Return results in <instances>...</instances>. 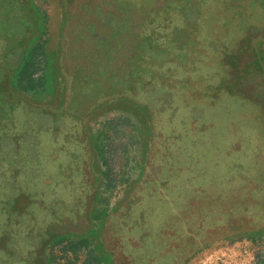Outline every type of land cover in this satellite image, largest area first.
<instances>
[{
	"label": "flooded vegetation",
	"instance_id": "af4514ba",
	"mask_svg": "<svg viewBox=\"0 0 264 264\" xmlns=\"http://www.w3.org/2000/svg\"><path fill=\"white\" fill-rule=\"evenodd\" d=\"M57 4L61 14L60 27L51 57H57V68L66 91L55 110L57 113L42 118L32 111L34 106L21 97V90L12 82L20 50L28 45L30 49V44L35 42L33 33L38 25L35 27V22L33 24L32 14L38 8L32 0H0V138L2 131L7 137L11 135L8 147L17 167H22L21 171L25 172L28 180L15 199L20 215L16 224L22 223L26 217L30 223L27 241L31 243L33 240V245L27 249L16 246L15 257L12 258L20 261L19 264H36L53 245L48 242L52 236L67 235L65 240L71 235L78 236V245L83 244L88 236L92 239L93 233L87 228V222L90 212L94 211L93 180L91 183L87 142L81 125V118L90 106L111 96L128 94L145 109L148 107L154 146L158 150L154 156L161 158L160 165L165 160L171 161L163 159V137L168 143L171 137L177 140L175 144L169 143L173 145L171 149H178L177 152L197 146L192 143L196 137L237 140L244 150L251 146L255 151L260 150V141L264 140V50L260 48L264 43V0H57ZM119 19L124 25L116 29L115 22ZM132 24L140 26H135L132 31ZM178 27L182 28L181 32ZM142 30L146 37L136 36ZM118 33L120 44L116 42ZM47 61L48 58L45 62L49 66L44 62L41 76L52 69V62ZM202 62L203 67L212 64L215 76L222 77L221 85L218 82L214 84L220 85L221 92L212 97V89L201 91L197 88L203 85L198 84L194 88L197 93H185L187 98L178 97L179 93L175 91L180 90V83L188 87L193 80L188 68ZM172 66L187 69L179 79V73H174ZM198 82L202 84L201 78ZM176 96L179 102H169L176 100ZM218 104L221 107L218 117L206 119L198 115L208 108L214 110ZM19 108L24 110L22 117L16 113ZM163 108L166 109L164 115ZM180 111H189L185 122L178 116ZM38 118L45 119L44 126ZM11 119L16 123L9 125L13 129L8 130L4 120L10 122ZM47 122L54 123L52 130L56 131L53 136L57 144L45 147L40 156L44 159V155L50 161L53 154L59 153L60 147L65 148V158L52 165V171H62L64 177L54 183L47 178L48 175L46 177L48 171L40 169L42 178H46L42 184L53 183L54 190H61L39 197L34 188L40 179L34 176L37 158L33 154L37 146L33 136L42 130L46 135ZM209 124H214V130H207ZM191 126L198 130L194 131L189 128ZM64 139H74L75 144H66L65 141L59 144ZM18 144L22 150L17 149ZM74 149L80 151L73 152ZM17 151L21 152L20 158ZM52 159H57V155ZM53 197L67 203L62 212L53 208L50 202ZM177 199L176 195L167 202L165 219L177 215ZM33 205L43 210L38 213L39 220ZM159 216L157 214L153 218L157 220ZM114 229L117 230L116 227ZM154 232L156 236L151 251L156 254L137 251L139 248L134 252L130 247L137 246L136 242L130 244L124 238L111 234L107 245L111 264H181L186 247H174L177 241L176 236L171 237L174 231L166 229L160 233L155 228ZM202 234H193L191 240L197 243ZM8 248L7 244L1 245L0 252H12Z\"/></svg>",
	"mask_w": 264,
	"mask_h": 264
},
{
	"label": "rangeland",
	"instance_id": "374dc122",
	"mask_svg": "<svg viewBox=\"0 0 264 264\" xmlns=\"http://www.w3.org/2000/svg\"><path fill=\"white\" fill-rule=\"evenodd\" d=\"M32 3L38 8L37 11L32 14L35 27L38 24L42 25V27L37 28L33 33L35 37L34 40L36 43L42 45L45 52L44 56L39 55L35 57L37 58V66L39 67L35 76L38 77L46 58H48L49 61L52 60V64L56 67L57 57H51V55H53L52 51H54L58 40L57 30L60 27L61 14L58 9L57 0H32ZM263 47L264 43L261 44L260 48L263 49ZM203 63L204 62L197 63L190 66L191 68H188L189 74L192 76L193 80L188 87L180 83V90L175 91L179 93V95H177L178 97H184L185 93H197V89L211 90L215 87L214 84L218 82L220 76H215V71H212L214 68L212 64L203 67L201 65ZM172 68L174 69V73H179L177 75L178 78H181L185 73L184 71L187 69L182 70L174 66H172ZM200 78L202 84L198 82ZM52 80L53 77L47 80L46 83V87L50 89H52L50 84H54V90L51 92L43 90L42 92H33L31 94H20L23 99L34 106L32 107V111L42 118H48L47 114L52 115L53 113H57L55 110L59 107V103L63 99L66 91L64 80L58 71L56 72V78ZM198 84L203 86L194 89ZM38 90L40 91V89ZM177 96L176 100H169V102L173 104L179 102ZM96 104L97 105L90 106L81 118V125L87 142V166L92 177L91 183L93 180V186L91 184V187L94 192V211L92 210L90 212V217L87 222V228H90V232L93 233V236L92 239L89 236L84 239L85 241H83L82 245H78L80 239L78 236L74 235L69 236L66 240L57 244L50 245L48 248L49 250H47L43 257L47 264H86L87 260L93 257V255L101 259L102 250L98 249L97 245H102V249H104L103 247L105 246L107 249L104 234L108 229V215L114 212L115 209L120 208L123 201H125L132 189L138 185L142 178L146 179L151 174H156L159 168L158 164L162 162L161 158L154 156L156 146H154L153 123L148 107L145 109L144 106H141L142 104L140 102L133 100V97H130L128 94L118 95L116 97L111 96ZM198 106L200 105H197V107ZM217 106L219 107L214 110L209 108L205 109L206 111L202 110L198 115L200 117L204 116L206 119L218 117L221 107L219 104ZM199 108L204 109L202 107ZM44 110L46 111L44 112ZM23 112L24 110L22 111V109L19 108L16 113L22 117ZM165 112L166 109L163 108L162 114L164 115ZM188 113H184V111L178 113L182 122L186 121ZM38 119L42 126H44L45 119L44 121H42L41 118ZM4 123L5 125H11L12 123H16V121L12 120L9 122V120H4ZM45 125L48 129L46 135L43 133L44 130H42L39 133L36 132V136L35 134L33 136V141H36L35 144L38 149H36V153L33 154V156L37 158V168L35 169L34 176L40 179L35 182L34 188L37 193L36 196L39 197L50 196L56 191L61 190H54L53 183L44 186L43 184H45L46 178H42L39 171L40 169L48 171L46 177L48 175L47 178L53 180L54 183L63 180L64 175L62 176V171L58 173L53 172L52 165L54 166L61 163V159L63 157L65 158L66 155V149L60 147L59 153L52 155V157L57 155V159H52L51 157L49 161L44 155V159L40 156V153L43 154V152H45V147H54L57 144V139L53 136V133L56 131L52 130L54 123L47 122ZM165 127L167 128V126ZM162 136L165 135L162 134ZM164 138L165 137H163V141L165 142ZM168 138L169 137L166 139ZM65 139L63 141L60 140L59 144H63L64 141L66 144H75L74 139ZM199 139L198 137L193 139L194 141H192V143L198 145L188 150L189 153L196 147L198 150L210 149L209 145L213 139H207L206 136ZM169 140V143H171V141L177 142L173 137ZM260 142L262 143L260 144L259 151H255L251 146L247 147L242 155H240L239 159H237L238 164H229L233 166L228 165L222 173H218L219 170L215 169L217 179L215 181L209 180L211 185L203 184L204 188L200 190L204 192L205 195L206 193L208 196L209 194L211 195L210 203L212 205L216 203L219 204V198L217 200L215 195L220 193V191L227 192L221 196V199L224 200L222 202L224 204L226 202V205L229 207L232 205L237 206V204L242 203V201H250V199L253 202H259V204L262 203V205H264V140ZM169 143L168 140L162 143L161 151L164 158H170L172 161L182 163L184 161V157L182 156L183 153L177 152L178 149L176 148L171 149L173 145ZM41 147L42 150H40ZM17 149L22 150V147L18 144ZM77 151L80 150H73V152ZM172 152H176V154H172ZM16 153L17 157L20 158L21 152L17 151ZM212 153L213 149L211 148L209 154ZM16 165L17 164H14L13 166ZM16 168L15 178L13 177L12 183L6 187L9 190L4 192L0 189V207L4 212L6 208L10 209L7 201L11 202V198L17 196L19 189H22L23 186L28 184L25 172L21 171L22 167L19 166ZM0 183L2 185L5 184L1 176ZM170 184L173 185L174 188L177 187L176 182H170ZM191 184H189V186H191ZM232 185L239 187V190H232ZM243 185H247L248 190L252 187V194H248L246 188H240ZM185 186L186 185H184V187ZM220 187H222V189H220ZM175 189L180 197L179 202H187V204L183 206V211L185 212L193 210L192 208L195 206L192 202H197L195 203L196 205H198L199 201L204 202V198L199 200L192 197L189 194L191 191L188 192V190H184L181 187ZM175 189H171L172 197L177 195ZM258 189H260V191H254ZM34 200L35 198H32V201ZM50 202L53 208L58 212H62L64 207L67 206L66 202L55 197H53ZM3 203H5L6 206L3 205ZM190 203L192 206L189 205ZM33 207L34 211L37 213L36 219L39 220L40 214L38 213L43 210L38 205H33ZM234 211L235 212L231 215H242V210L238 206ZM175 212L176 210H174V213ZM14 215L15 214H11V218L14 217ZM263 215L259 214L258 216L261 217ZM5 216L0 213V220L4 221ZM218 216H220V214H212L208 217L209 226L207 228L212 231V235H219L214 236V238L208 242H204L208 236L202 234L201 238L197 240L198 244L196 245L197 249L195 253L190 256L184 264H264V225L255 226L254 224L256 223L254 222L253 226L251 224L248 226L244 223L242 215L232 218L230 225L234 226V228H231L230 231H226L227 228L224 227L225 215H222V219H217ZM19 217L18 215L16 216L17 219L13 224L19 222ZM23 219L22 223L13 225L12 231H14V235L18 237L16 242L17 248L21 247L23 249L24 246V248L27 249L31 244L33 245V240H31V243L27 241L30 237L27 231L30 223L26 217ZM3 221L0 223H3ZM240 222L243 223L240 224ZM31 235L33 237V234ZM23 237L26 238L25 241H23ZM70 245L75 246L70 247ZM19 263L20 261L13 260L10 264ZM91 264H104V262L100 260V262H93Z\"/></svg>",
	"mask_w": 264,
	"mask_h": 264
},
{
	"label": "trees",
	"instance_id": "16d2710c",
	"mask_svg": "<svg viewBox=\"0 0 264 264\" xmlns=\"http://www.w3.org/2000/svg\"><path fill=\"white\" fill-rule=\"evenodd\" d=\"M33 18V15H32ZM34 24V19H32ZM115 22V28L118 29L122 28L124 23L119 19ZM121 24V25H118ZM135 26H140L139 24H132L130 27L131 30H134ZM40 25L38 24L37 28H39ZM179 32L182 31V28L178 27ZM122 34V33H121ZM134 34V32H133ZM135 35V34H134ZM145 35V31L142 30L141 32H137L136 36ZM116 42L120 44V33L116 34ZM150 40V38H149ZM180 42V41H179ZM179 44V43H178ZM29 46V45H28ZM24 47L23 51L20 50L19 57H18V66L14 70V74H12V82L15 83V86H18L21 90V93L25 94V91H31V92H42L43 90H47L48 92H51L54 90V84L51 83V88L46 87L47 80L53 77V80L56 78V72L58 70V65L56 61V67L52 65V69L49 70V72L45 73L44 75H40L38 77L35 76V74L38 72V66H37V56H44L45 52L41 44L34 43L30 44L29 47ZM182 46V45H181ZM168 48V46H167ZM186 48V47H185ZM184 48V49H185ZM25 50V51H24ZM53 56V55H51ZM264 61V58H263ZM49 62V61H47ZM52 60L50 61V63ZM181 61L179 60L178 63ZM46 63V62H45ZM47 64V63H46ZM49 66V63L47 64ZM192 66V65H191ZM186 71V70H185ZM217 71V70H216ZM220 72V71H218ZM217 72V74H218ZM216 73V72H215ZM50 76V78H49ZM52 80V81H53ZM218 83H222V77L218 79ZM217 83V84H218ZM214 85L215 87L211 90L212 97H216L221 91H220V85ZM218 86V87H216ZM40 89V91L38 90ZM27 93V92H26ZM20 100V99H19ZM5 111V109H3ZM4 126L10 130L13 129L12 127L9 128V125ZM214 124H209L207 127L208 129L214 130ZM193 129L194 131H197L198 129L193 126L189 127ZM205 128V127H204ZM2 138H0V176L2 177L3 181H5V184L2 185L0 183V189H2L4 192H7L6 187H8L12 183V178L16 176V170L17 165L14 162L15 158L13 153L11 152V149H9V145L11 143V135L9 137L6 136V133L2 131ZM215 140V141H214ZM214 142V143H213ZM164 143V141H163ZM199 147V146H198ZM210 149L205 150H198V148H194L190 153L188 150H184L182 152L181 150L179 152H182V156L184 157V161L180 164H177L172 161H163L162 165L159 166L157 169L158 172L156 174H151L149 177L142 178L141 181H139L138 185L132 189L129 196L123 201V204H121L120 208L115 209L114 212L108 215V229L106 230L107 235H105V241L107 245H109V240L111 239V234H115V236L118 235V238L122 239L124 238L127 241L132 244V242H136L135 247H130L132 251H143L144 252H150L153 248L154 244L153 241H155V228L160 232L163 233L164 230L169 229L171 231H174V234L171 237H177V241L175 242L174 247L176 249L181 248L182 246L186 247V255L181 260V264H183L190 256H192L197 247L198 244L193 242L191 240L193 234H201L208 236L204 242H208L211 239L214 238V236H217L219 234H213L212 231L207 228L208 225V217L212 214H220L217 219H222V215H225V225L226 231H230L231 228H234V226L230 225L232 218L236 216H242L244 223L248 226L250 224L253 226H262L264 225V205L259 204V202H253L251 201H242V203L237 204L239 208L242 210V215H231L234 213L237 206L232 205L229 207L222 202L224 200L221 199V196L223 194L227 193L226 191H220L217 195H215L216 199L219 198V204H211L210 203V194L209 196L205 195L204 192H202L200 189L204 188L203 184L205 185H211L209 183L210 181H215L217 179V176L215 174L216 170H219L218 173H222L223 170L227 168L229 164H238V160L240 155L244 152L243 146L240 144V142L222 139L217 140L213 139L212 142H210L209 145ZM155 148V147H154ZM211 148L213 149V153H210ZM154 152V151H153ZM158 150H155L154 153H157ZM165 159V158H163ZM171 162V163H169ZM233 166V165H229ZM156 169V168H155ZM216 169V170H215ZM210 170V172H209ZM221 170V171H220ZM170 182H177V187H181L184 190H188V192L192 197L195 199H203V201H199L198 205L192 202L195 206L193 210L190 211H183V206L187 204V202H179V196L178 192L173 185L170 184ZM192 183V184H191ZM191 184V186H189ZM184 185H186L184 187ZM233 186V185H232ZM191 187V189H190ZM223 187V186H222ZM220 187V189H222ZM251 187V186H250ZM240 188L247 189L248 194H252L253 189L251 187L250 190H248L247 185H243ZM171 189L176 190L178 199L175 200V208L177 210V215L171 219H165L166 215L168 214V208L167 202L170 199H173L174 197L171 196ZM233 189L239 190V187L233 186ZM254 191H260L254 190ZM201 196V197H200ZM214 196V195H213ZM254 196V195H252ZM209 197V198H208ZM11 198V197H10ZM17 196L12 197L11 202L7 201L10 209L6 208V211L4 212L3 209L0 207V213L5 216L4 221L0 220V222L3 221V223H0V247L1 245L6 246L8 245V249L12 252L6 253L4 251L3 254L0 252V262H6V260H15L12 257L14 256V251L16 250L17 246V237L14 235V231H12L13 228V222L17 219L16 216H20L17 213V208L15 206V199ZM3 205L6 206L5 203ZM191 205V203L189 204ZM1 206V204H0ZM192 206V205H191ZM2 210V211H1ZM254 211V212H253ZM160 212V213H159ZM191 213H193L191 215ZM11 214H15L14 217L11 218ZM157 214H159V218L155 220L153 217H155ZM263 216H258V215ZM166 220L167 224H166ZM106 222V224H107ZM243 222H240V224ZM114 227L117 228V230L114 229ZM121 229V230H120ZM114 232V233H113ZM67 235H55L52 236L48 242H51L52 244H57L63 240H65V237ZM185 238H187L185 240ZM133 239V241H132ZM183 239V240H182ZM200 239V238H197ZM8 242V243H7ZM123 243V241H121ZM195 243V244H194ZM156 244V243H155ZM187 244V245H185ZM82 245V244H80ZM75 245H70V247H74ZM108 247V246H107ZM196 247V248H195ZM98 249L102 250V256L101 259L98 257H90L86 264H91L93 262H100V260H103L104 264H111V259L109 257V251L104 246L102 249V245H98ZM16 252V251H15ZM152 254H156L155 251H151ZM141 254V253H139ZM41 255V253H40ZM42 257V255H41ZM26 258V255L24 259ZM29 264V263H28ZM36 264H47L46 261H44L43 258H38Z\"/></svg>",
	"mask_w": 264,
	"mask_h": 264
},
{
	"label": "crops",
	"instance_id": "0c3cea01",
	"mask_svg": "<svg viewBox=\"0 0 264 264\" xmlns=\"http://www.w3.org/2000/svg\"><path fill=\"white\" fill-rule=\"evenodd\" d=\"M263 50H264V47H263Z\"/></svg>",
	"mask_w": 264,
	"mask_h": 264
}]
</instances>
